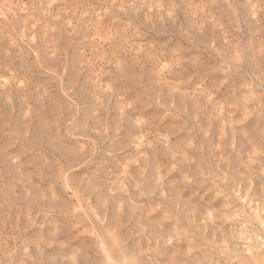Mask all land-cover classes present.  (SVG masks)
<instances>
[{"label": "rangeland", "instance_id": "obj_1", "mask_svg": "<svg viewBox=\"0 0 264 264\" xmlns=\"http://www.w3.org/2000/svg\"><path fill=\"white\" fill-rule=\"evenodd\" d=\"M0 264H264V0H0Z\"/></svg>", "mask_w": 264, "mask_h": 264}]
</instances>
